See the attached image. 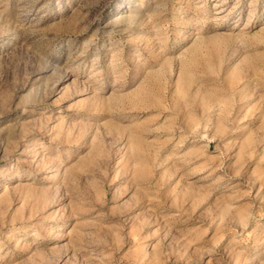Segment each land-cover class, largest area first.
Returning <instances> with one entry per match:
<instances>
[{
	"label": "rangeland",
	"instance_id": "374dc122",
	"mask_svg": "<svg viewBox=\"0 0 264 264\" xmlns=\"http://www.w3.org/2000/svg\"><path fill=\"white\" fill-rule=\"evenodd\" d=\"M0 264H264V0H0Z\"/></svg>",
	"mask_w": 264,
	"mask_h": 264
},
{
	"label": "bare ground",
	"instance_id": "6f19581e",
	"mask_svg": "<svg viewBox=\"0 0 264 264\" xmlns=\"http://www.w3.org/2000/svg\"><path fill=\"white\" fill-rule=\"evenodd\" d=\"M223 4H224V3H220V4L218 5V7L220 6V7H219V12H222V11L224 10V9L222 8Z\"/></svg>",
	"mask_w": 264,
	"mask_h": 264
}]
</instances>
